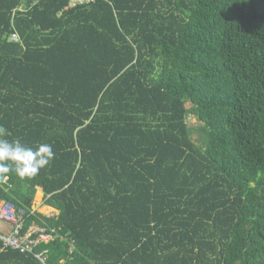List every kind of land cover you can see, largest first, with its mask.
<instances>
[{
  "label": "trees",
  "instance_id": "trees-1",
  "mask_svg": "<svg viewBox=\"0 0 264 264\" xmlns=\"http://www.w3.org/2000/svg\"><path fill=\"white\" fill-rule=\"evenodd\" d=\"M0 125L55 153L0 179L46 264H264V0H0Z\"/></svg>",
  "mask_w": 264,
  "mask_h": 264
},
{
  "label": "built area",
  "instance_id": "built-area-1",
  "mask_svg": "<svg viewBox=\"0 0 264 264\" xmlns=\"http://www.w3.org/2000/svg\"><path fill=\"white\" fill-rule=\"evenodd\" d=\"M90 0H72V4H80ZM12 41H17L15 34L11 36ZM54 210V209H53ZM36 212L32 210L30 213ZM24 209H17L13 204L0 201V242L3 249L18 251L21 254L32 256L40 264H46L48 250L41 249V245L49 244L56 240L57 235L54 229H47L35 223L27 224L30 216ZM58 212L46 216L54 218Z\"/></svg>",
  "mask_w": 264,
  "mask_h": 264
},
{
  "label": "clouds",
  "instance_id": "clouds-1",
  "mask_svg": "<svg viewBox=\"0 0 264 264\" xmlns=\"http://www.w3.org/2000/svg\"><path fill=\"white\" fill-rule=\"evenodd\" d=\"M9 131L0 125V179L14 175L19 179L36 177L55 157L52 146L39 143L30 147L19 139H10Z\"/></svg>",
  "mask_w": 264,
  "mask_h": 264
},
{
  "label": "rangeland",
  "instance_id": "rangeland-1",
  "mask_svg": "<svg viewBox=\"0 0 264 264\" xmlns=\"http://www.w3.org/2000/svg\"><path fill=\"white\" fill-rule=\"evenodd\" d=\"M187 124L190 128H195V127L200 126V123L198 122V120L193 116L188 117ZM37 193L41 194V197H39L38 199L36 196ZM43 203H44L43 194L41 191L37 190V192L35 193L32 205H31V209L36 211L39 214L49 216V214L53 213L54 210L50 207L44 206Z\"/></svg>",
  "mask_w": 264,
  "mask_h": 264
},
{
  "label": "bare ground",
  "instance_id": "bare-ground-1",
  "mask_svg": "<svg viewBox=\"0 0 264 264\" xmlns=\"http://www.w3.org/2000/svg\"><path fill=\"white\" fill-rule=\"evenodd\" d=\"M36 196H37V199H38L39 197H41V194L40 193H37Z\"/></svg>",
  "mask_w": 264,
  "mask_h": 264
}]
</instances>
